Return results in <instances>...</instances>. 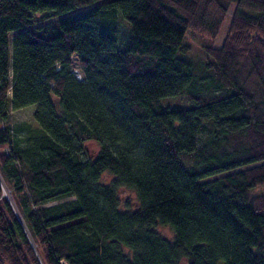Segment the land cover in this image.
<instances>
[{
  "label": "trees",
  "instance_id": "16d2710c",
  "mask_svg": "<svg viewBox=\"0 0 264 264\" xmlns=\"http://www.w3.org/2000/svg\"><path fill=\"white\" fill-rule=\"evenodd\" d=\"M0 177L1 264H264V0H2Z\"/></svg>",
  "mask_w": 264,
  "mask_h": 264
},
{
  "label": "rangeland",
  "instance_id": "374dc122",
  "mask_svg": "<svg viewBox=\"0 0 264 264\" xmlns=\"http://www.w3.org/2000/svg\"><path fill=\"white\" fill-rule=\"evenodd\" d=\"M233 8H234V4H231L227 11L225 20L219 30V33L216 36V38H214L213 40H209V38H202V37H198L197 39L193 40L190 36L191 35L190 32L187 31L183 38V43L188 45L189 48L184 55L196 61H199V59L202 57L201 50H200L201 44L210 43L214 47H219L224 39L227 25H228ZM117 27H118L117 45L121 49L126 48V46L129 44L130 23L120 13L117 14ZM202 71L203 70L199 68V65H197L194 68V73L198 74V73H201ZM189 88H190L189 86L185 87V90L179 95L163 97L161 99V104L163 106H167L168 108H181L184 106H188L189 104H188L187 99L185 98V91L186 89L189 90ZM34 108H35L34 104H29V105L22 107L19 110L13 111L10 114V119H9L10 124L13 126L19 125L22 127V129L18 131L20 134L26 133L27 131L26 125H29L31 127H34L36 125L32 117V112ZM86 147H87V151L89 154L95 153L98 149V145L94 141L87 142ZM0 182H1V177H0ZM254 190L257 193H264V184L257 186ZM3 191L7 193L5 189ZM126 193L127 192L123 191L122 195H126ZM158 230L165 236L171 235L170 229L166 226L158 227Z\"/></svg>",
  "mask_w": 264,
  "mask_h": 264
},
{
  "label": "built area",
  "instance_id": "2783aa9c",
  "mask_svg": "<svg viewBox=\"0 0 264 264\" xmlns=\"http://www.w3.org/2000/svg\"><path fill=\"white\" fill-rule=\"evenodd\" d=\"M1 3H2V0H0V5H1ZM4 193V195H7L8 193H5V192H3ZM1 264V263H0ZM59 264H67L66 263V261L62 258V259H60L59 260Z\"/></svg>",
  "mask_w": 264,
  "mask_h": 264
},
{
  "label": "crops",
  "instance_id": "0c3cea01",
  "mask_svg": "<svg viewBox=\"0 0 264 264\" xmlns=\"http://www.w3.org/2000/svg\"><path fill=\"white\" fill-rule=\"evenodd\" d=\"M16 111V110H15Z\"/></svg>",
  "mask_w": 264,
  "mask_h": 264
}]
</instances>
